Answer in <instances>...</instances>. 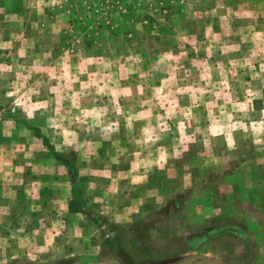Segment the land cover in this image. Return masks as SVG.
Instances as JSON below:
<instances>
[{
	"label": "rangeland",
	"instance_id": "obj_1",
	"mask_svg": "<svg viewBox=\"0 0 264 264\" xmlns=\"http://www.w3.org/2000/svg\"><path fill=\"white\" fill-rule=\"evenodd\" d=\"M97 1L0 0V264H264V0Z\"/></svg>",
	"mask_w": 264,
	"mask_h": 264
},
{
	"label": "built area",
	"instance_id": "obj_2",
	"mask_svg": "<svg viewBox=\"0 0 264 264\" xmlns=\"http://www.w3.org/2000/svg\"><path fill=\"white\" fill-rule=\"evenodd\" d=\"M111 2H112L111 0H100L97 2H93V5L91 6V11L94 14H97L100 12L101 8L113 6V5H111ZM117 7H119V6L117 5Z\"/></svg>",
	"mask_w": 264,
	"mask_h": 264
},
{
	"label": "water",
	"instance_id": "obj_3",
	"mask_svg": "<svg viewBox=\"0 0 264 264\" xmlns=\"http://www.w3.org/2000/svg\"><path fill=\"white\" fill-rule=\"evenodd\" d=\"M201 257H205V258L209 259V257H207L205 255H197L195 257L187 259L183 264H191L194 259L201 258ZM214 263L217 264L216 262H214Z\"/></svg>",
	"mask_w": 264,
	"mask_h": 264
},
{
	"label": "trees",
	"instance_id": "obj_4",
	"mask_svg": "<svg viewBox=\"0 0 264 264\" xmlns=\"http://www.w3.org/2000/svg\"><path fill=\"white\" fill-rule=\"evenodd\" d=\"M69 211H71V212L77 211V209H75V207H73L72 202H69Z\"/></svg>",
	"mask_w": 264,
	"mask_h": 264
}]
</instances>
